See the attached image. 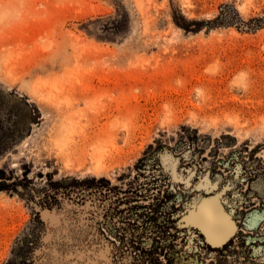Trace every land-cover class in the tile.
<instances>
[{
    "label": "rangeland",
    "instance_id": "374dc122",
    "mask_svg": "<svg viewBox=\"0 0 264 264\" xmlns=\"http://www.w3.org/2000/svg\"><path fill=\"white\" fill-rule=\"evenodd\" d=\"M0 264H264V0H0Z\"/></svg>",
    "mask_w": 264,
    "mask_h": 264
},
{
    "label": "bare ground",
    "instance_id": "6f19581e",
    "mask_svg": "<svg viewBox=\"0 0 264 264\" xmlns=\"http://www.w3.org/2000/svg\"><path fill=\"white\" fill-rule=\"evenodd\" d=\"M190 217L204 229L208 238L212 241L225 240V236H222V234L227 227V223L223 218L219 220L220 213L218 210L215 211L211 202L204 201L198 207L197 212L191 213Z\"/></svg>",
    "mask_w": 264,
    "mask_h": 264
}]
</instances>
